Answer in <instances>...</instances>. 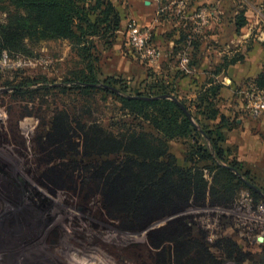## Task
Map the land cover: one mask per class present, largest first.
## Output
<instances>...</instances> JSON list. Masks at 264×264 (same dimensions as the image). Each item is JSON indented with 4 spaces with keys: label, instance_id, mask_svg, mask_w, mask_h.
<instances>
[{
    "label": "rangeland",
    "instance_id": "374dc122",
    "mask_svg": "<svg viewBox=\"0 0 264 264\" xmlns=\"http://www.w3.org/2000/svg\"><path fill=\"white\" fill-rule=\"evenodd\" d=\"M110 1L122 20L119 31L79 42L35 31V18L27 21L24 8L0 0V264H259L264 258V150L255 136H244L235 119L245 113L256 135L264 115L246 110V94L256 87L251 80L239 87L241 113L229 115L233 101L222 92L229 69L243 63L247 52L264 56L255 46L264 37V19L249 27L246 41H233L228 58L243 59L217 72L224 57L209 68L202 65L204 32L216 21L239 35L234 16L247 12L246 0L215 5L149 0L157 3L141 16L134 0ZM182 23L185 43H180ZM134 29L151 31L150 57L130 43ZM225 35L221 30L212 45L216 50ZM94 79L95 86L87 87ZM220 82L213 99L216 116L201 104L199 93ZM122 96L168 98L179 105L178 99L202 131L196 140L206 150L190 156L195 142L180 136L177 106L128 103ZM164 115L175 129L172 137L161 129ZM222 115L233 128H225ZM220 124L223 158L205 140L206 132ZM152 149H159L158 160L174 163L175 176L180 168L192 175L200 170L205 191L180 194L176 184L168 197L159 199L164 193L148 190L141 205H131L137 185L128 162L135 156L143 160L138 154ZM210 154L238 169L244 184L230 182L225 189L226 178L214 181Z\"/></svg>",
    "mask_w": 264,
    "mask_h": 264
},
{
    "label": "trees",
    "instance_id": "16d2710c",
    "mask_svg": "<svg viewBox=\"0 0 264 264\" xmlns=\"http://www.w3.org/2000/svg\"><path fill=\"white\" fill-rule=\"evenodd\" d=\"M7 1V0H1ZM13 2L17 7H22L26 10L28 14L27 21L33 16L35 18V23L32 25L35 31H39L42 33H47L53 37H63V38H79V42H91L89 41L90 36H95L101 33L103 35H113L116 31H119L121 26V17L118 13L116 7L110 0H8ZM94 2V3H93ZM247 24V18L243 12L238 13L235 16V25L237 26V30L239 31L243 26ZM183 37V38H182ZM186 33L181 32L180 35V43L186 42L187 40ZM195 49L199 48L198 44H194ZM243 57L231 58L225 57L223 63L220 66V72L222 68H228L231 65H234L241 61ZM252 83L256 85L259 89H264V71H262L259 75H257ZM212 82V80H211ZM94 81H88L87 87L92 88L95 85ZM61 87V86H58ZM223 87L222 83H216L212 87L204 88L199 93V98L201 100V104H206L208 106L207 110L215 113L219 111L214 108L215 103L213 99L220 94V90ZM111 89V88H109ZM112 91L114 94L120 95L117 91ZM123 99L128 103H139L143 105H155L161 102H165L167 104H171L173 106H177L180 108V125L178 130L181 135L192 136L194 139V147L190 151V156L193 158L200 157L201 154L206 150V144L200 143L201 139L198 141V135H202V131L198 130L191 120L186 116L184 110L173 100L168 98L161 99H144V98H130L128 96H122ZM214 117V116H213ZM212 117V118H213ZM169 120V117L165 115L159 121L161 124H165L161 127L163 132L169 137H172L175 133V129L167 126L165 123ZM223 123H225L226 129H231L234 127V123L229 122L228 118L223 116L221 117ZM182 121V122H181ZM173 126V125H171ZM217 130H211L206 132L205 140H208V143L218 152V157H224V150L219 147V143L221 139H223V133L221 124L217 127ZM217 131V133L215 132ZM221 131V132H220ZM189 133V134H188ZM164 136L166 137V135ZM132 134L131 136H133ZM134 138V137H133ZM167 138V137H166ZM220 138V139H219ZM137 144L136 142L133 143ZM166 149H163L162 154H166ZM134 152H131L132 155ZM130 154V156H131ZM159 149H152V151L148 153L138 154L143 157V160H138V156L135 158L130 157V162H128L129 171L132 170L133 177L136 178V188L132 189L131 196L129 202L131 205L138 206L143 203L144 195L149 191L154 194H163L158 197L164 198L168 197L169 189L173 188L176 184H179L180 194H184L186 191L197 192L198 195L202 194L206 188V180L204 179V174L199 170L194 175L185 172L183 173L180 168V175L177 173L175 176V165L170 161L162 162L158 160L160 156ZM211 155V154H210ZM212 157V155H211ZM214 161V165L212 167V171L215 172L216 177H214V181L218 176L221 177L223 187L226 189L229 186L230 182L235 186H241L244 182L237 174L236 170L224 165H221L216 161V159L212 157V161ZM210 168V167H209ZM237 168V167H236ZM134 170V171H133ZM154 184L156 187L154 191L151 190V186ZM260 196V194H257ZM259 264H264V258L261 259Z\"/></svg>",
    "mask_w": 264,
    "mask_h": 264
},
{
    "label": "crops",
    "instance_id": "0c3cea01",
    "mask_svg": "<svg viewBox=\"0 0 264 264\" xmlns=\"http://www.w3.org/2000/svg\"><path fill=\"white\" fill-rule=\"evenodd\" d=\"M148 1L149 0H134V5L136 6V9L138 11V14H140V16L144 15L147 12H150L152 7H154L155 4L157 3L155 1L154 2L153 1L148 2ZM216 1L219 0H196L195 2L198 4L201 3L211 4L213 2V4L215 5ZM254 1H256L255 4L252 0H246L245 4L248 7H247V12L245 14L247 16L246 18H249L247 19L249 23L246 24V27L241 28L242 33L240 32L239 35H237L235 31L234 33H232V29L227 30V27L225 28L217 25L215 23L216 21L208 26V28L204 32L202 38L203 45L201 46L203 50V55L201 56V59H203L204 62L207 63L205 64L202 62V65L204 67H206L205 65H208L209 68V66L213 62H217L223 57L224 58L230 57V55L232 54L233 43L234 42L240 43L246 41L249 38L248 37V34L250 32L249 27L250 28L254 27V25L258 21L264 19V0H254ZM234 17H232V13H231V22L234 19ZM250 21H253L254 23L252 24ZM185 28L186 27L182 23V25L180 26V33L185 32ZM221 30H223L226 34L224 36V39L221 40L224 42V45L220 47L219 50H216L212 45L214 41L220 38L219 35L221 34ZM228 31L232 33L231 39L226 38L228 37L227 35ZM255 46L256 48L264 49V37H262L260 41L258 42L256 41ZM245 55H246V57L244 58L245 61L241 64H236L232 68H230L228 75L224 78L226 86H224L223 88L222 96L226 97L227 99H231L233 101V104L229 105L230 109H228L229 110L228 113L231 116L233 114H236L237 112L241 113L242 111L241 108L243 106L242 104H240V99L238 98V92L240 89L239 87H241L242 84H244L245 82L249 80H253L258 74H260L263 71L264 68V56L257 57L254 56L252 52H247ZM200 71L201 70H199L198 72ZM244 115L245 113L237 117L235 119V122H237L238 127L240 128L244 136H247V138L250 139L255 136L258 139L257 142L259 143L260 148L264 150V138L263 139L260 138V135L264 133V118L263 121L260 120L257 123L256 128L258 130V134L254 135L251 132V127L249 126V123H247V121L245 120Z\"/></svg>",
    "mask_w": 264,
    "mask_h": 264
},
{
    "label": "built area",
    "instance_id": "2783aa9c",
    "mask_svg": "<svg viewBox=\"0 0 264 264\" xmlns=\"http://www.w3.org/2000/svg\"><path fill=\"white\" fill-rule=\"evenodd\" d=\"M130 43L142 57H150L154 53L151 44V31L134 29L130 33ZM246 110L254 116L264 115V89L253 87L246 94Z\"/></svg>",
    "mask_w": 264,
    "mask_h": 264
},
{
    "label": "water",
    "instance_id": "95a60500",
    "mask_svg": "<svg viewBox=\"0 0 264 264\" xmlns=\"http://www.w3.org/2000/svg\"><path fill=\"white\" fill-rule=\"evenodd\" d=\"M164 96H168V95H164ZM174 99L179 103V105L182 107V109H184V111L187 113V115L189 117H191V115H190L189 111L186 109V107L181 102H179L178 99H176V98H174Z\"/></svg>",
    "mask_w": 264,
    "mask_h": 264
}]
</instances>
